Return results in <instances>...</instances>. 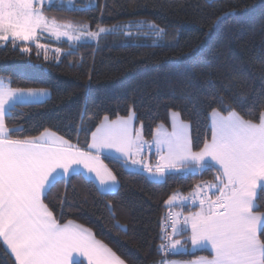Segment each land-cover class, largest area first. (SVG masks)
Segmentation results:
<instances>
[{"label": "trees", "instance_id": "1", "mask_svg": "<svg viewBox=\"0 0 264 264\" xmlns=\"http://www.w3.org/2000/svg\"><path fill=\"white\" fill-rule=\"evenodd\" d=\"M74 8L78 10L55 2L45 14L58 23L91 30L144 20L164 29L165 35L158 39L132 26L107 34L96 44L43 39L61 49L53 59H45L32 42L0 47V77L8 87L50 93L45 102L19 107L6 118L10 128H22L17 136H37L47 129L88 150L91 132L105 115L114 120L134 113V127L142 124V136L150 143L158 124L168 126L169 111L179 110L191 125L193 147L198 150L210 139L208 105L214 94L223 95L242 115L264 110V0H95V6ZM129 31L132 39L125 35ZM157 43L164 46H150ZM24 46L31 51L22 52ZM182 94L191 95L196 105L177 99ZM234 97L245 99L243 111ZM81 127L88 131L77 132ZM102 160L116 175L117 190L101 194L83 176L57 184L44 202L61 223L72 220L90 229L126 264L210 255L207 249L191 251L188 239L182 242L187 241V250L175 255L164 254L160 245L165 201L212 181L214 169L172 172L153 181L122 167L117 159ZM259 203L264 211V192H259ZM0 264H15L2 242Z\"/></svg>", "mask_w": 264, "mask_h": 264}, {"label": "snow or ice", "instance_id": "2", "mask_svg": "<svg viewBox=\"0 0 264 264\" xmlns=\"http://www.w3.org/2000/svg\"><path fill=\"white\" fill-rule=\"evenodd\" d=\"M54 3L55 0H48L46 5L44 0H0V47L11 44L15 48L18 41H35L36 48L42 49L46 47L39 43L43 33L57 41L66 38L82 46L112 32L99 26L91 31L72 22L58 23L45 14ZM151 27L158 39L165 35L164 29L154 24ZM125 35L132 39L131 31ZM20 50L30 52L31 48L24 46ZM55 51L59 53L61 49ZM4 83L0 77V242L6 251L10 250L15 264H126L90 229L72 220L61 223L44 202L57 184H67L75 176L98 181L101 194H114L117 177L101 160L102 154L112 150L119 154L117 162L130 159L132 166L139 165L152 176L215 170V182H203L207 190L197 184L189 196L180 199L181 206L190 200L195 211L190 210L182 220V213L169 214L172 231H165L161 237L167 241L160 245L162 251L175 255L186 250L187 241L182 243L175 236L190 231L191 245L209 250L210 255L188 264H264V211L259 203V192H264V110L242 115L226 103L223 95L214 94L208 105L210 139L206 138L198 150L193 147L191 125L181 118L179 110L169 111L171 131L164 123L158 124L151 143L142 136V124L140 128L133 126L134 113L114 120L105 115L91 132L88 150H83L47 129L37 136H17L22 128H10L6 118L19 107L45 102L50 93L47 89L3 87ZM177 99L193 106L197 103L188 94ZM233 99L243 111L245 99ZM80 131L88 129L81 127L77 129ZM145 147L149 151L154 147L158 154L154 170L150 163H143L141 153ZM176 199L174 194L165 204L172 206ZM160 264L175 262L162 260Z\"/></svg>", "mask_w": 264, "mask_h": 264}, {"label": "rangeland", "instance_id": "3", "mask_svg": "<svg viewBox=\"0 0 264 264\" xmlns=\"http://www.w3.org/2000/svg\"><path fill=\"white\" fill-rule=\"evenodd\" d=\"M55 2H59V3H64L66 5V7L68 8H72L74 6H78V7H91V6H95V0H73V3L72 4H69L68 3V0H55ZM76 2H80V5H76ZM44 3L45 5L48 3V0H44ZM139 22L135 25H133L132 23L135 22V21H128L126 23H122V24H119V25H115V26H110V27H103V28H106V29H112V32L109 33V34H113L115 32H117L118 30H129V26H136V28H144L146 32H148L149 35H153L156 37V34H155V31L154 29L151 27L153 25V23H148V22H145L144 20H138ZM84 27H87L89 28L88 26H84ZM90 29V28H89ZM91 30V29H90ZM97 30V29H96ZM96 30H91V31H96ZM105 35L107 34H104L102 35V37H104ZM101 37V38H102ZM157 38V37H156ZM43 39H51L53 41H57L53 36H51L50 34L48 33H43L41 38L39 39V43L41 44H44L46 45L45 48H42V49H37L38 53L41 54L44 58L45 56L47 57V59H53V58H58L59 57V53H57L55 51V49L57 48H54V47H51L43 42H41ZM100 39V38H99ZM60 41H66L68 42L70 45H76L75 42H69L66 40V38H61ZM19 42V41H18ZM32 42L33 44H36L35 41H30ZM98 41H95V40H88L86 43H94L96 44ZM145 157L149 158L150 157V154L147 156L145 155ZM175 202V201H174ZM190 209H188L187 211H189ZM181 219V217H179ZM175 239H179V238H175ZM189 241V240H188ZM184 249L187 250V246L184 245ZM186 250H182V251H186Z\"/></svg>", "mask_w": 264, "mask_h": 264}, {"label": "crops", "instance_id": "4", "mask_svg": "<svg viewBox=\"0 0 264 264\" xmlns=\"http://www.w3.org/2000/svg\"><path fill=\"white\" fill-rule=\"evenodd\" d=\"M3 87H8L7 86V84L6 83H4V85H3ZM49 97V96H48ZM48 97L47 98H45V100L46 99H48ZM168 119H169V117H168ZM133 126H134V122H133ZM167 128H168V130L169 131H171V123H170V119H169V121H168V126H166ZM209 127H210V117H209ZM156 129V128H155ZM49 133H53V132H50L49 131ZM154 133H155V130H154ZM154 133H153V135H154ZM91 142V137H90V140H89V143ZM151 142H152V140H151ZM150 142V143H151ZM144 150L142 151V153H141V155L143 156V163H145V164H151L152 166H153V170L155 169V165H156V163H157V161H158V159H159V157H158V154L156 153V151H155V148L153 147L152 149H151V154H150V157L149 158H147V157H145V155H144ZM103 157H111V158H114V159H117V158H119V154L118 153H116L114 150H112L110 153H108V152H105L104 154H102L101 155V160H102V158ZM137 158H139V157H137ZM103 161V160H102ZM119 161H121L123 164H125V167L126 168H128L129 170H134V171H139V172H141V173H143L144 175H146L149 179H151V180H153V181H161V180H163L164 179V176H152V175H150L149 173H147L146 171H144L143 169H142V167L141 166H139V165H137V166H132L131 165V160L130 159H128L127 161H124L123 159H119ZM105 164V163H104ZM109 169V168H108ZM195 171V170H194ZM93 183H94V185L96 186V188L98 187V181H92ZM118 188V187H117ZM117 189H115L114 190V192L116 191ZM99 192H101V191H99ZM174 203V202H173ZM191 211H195L196 210V208H194V209H190ZM189 210V211H190ZM189 211H187L186 213H185V215H187L188 214V212ZM74 223H76V222H74ZM77 224H79V223H77ZM81 225V224H80ZM189 236H190V231L187 233V234H185L184 235V237H182V235H177V236H175V238H179V240H181L182 242H183V240H185V239H188L189 240V243H190V248H191V251H196V250H202V249H199V248H194L192 245H191V241H190V239H189ZM5 247V246H4ZM8 252H9V254H10V250H8ZM181 252H184V251H181ZM11 255V254H10ZM12 256V255H11ZM12 258L14 259V261H15V258H14V256H12ZM198 258H196V259H192V260H189V261H175V260H167V261H170V262H175V264H188V262H190V261H195V260H197ZM85 262V264H87V262L86 261H84ZM160 264V263H159Z\"/></svg>", "mask_w": 264, "mask_h": 264}, {"label": "built area", "instance_id": "5", "mask_svg": "<svg viewBox=\"0 0 264 264\" xmlns=\"http://www.w3.org/2000/svg\"><path fill=\"white\" fill-rule=\"evenodd\" d=\"M144 151H145V154L148 156L150 151L147 149V147H145ZM207 182H213L214 183L215 181L213 179L212 181H207ZM199 184H201V186L204 187L205 190H207L206 186L203 184V182H201ZM195 186L189 191V193L186 196H189V194L193 192V189L195 188ZM209 194L211 195V192H209ZM180 199H181V197L178 196L177 197V205H176V207L178 208L179 211H183L187 207H189V208H194L195 207V206L191 205L190 200L189 201H184L183 206H181ZM170 213L174 214V207H167L166 210H165L164 219H163L164 220L163 221V234H164L165 231H167L169 233L170 230H171V226H170L171 219H170V216H169ZM182 219H183V217H181L180 220H182ZM162 243L166 244L167 241H162Z\"/></svg>", "mask_w": 264, "mask_h": 264}]
</instances>
